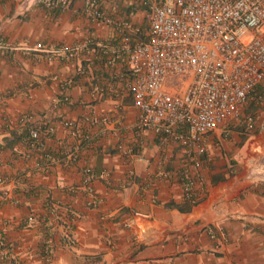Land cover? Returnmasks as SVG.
Returning a JSON list of instances; mask_svg holds the SVG:
<instances>
[{"label": "crops", "instance_id": "obj_1", "mask_svg": "<svg viewBox=\"0 0 264 264\" xmlns=\"http://www.w3.org/2000/svg\"><path fill=\"white\" fill-rule=\"evenodd\" d=\"M99 1L144 24L137 0ZM85 2L0 0V264H264V79L246 107L261 127L205 137L189 203L183 152L139 130L127 69L103 51L117 25Z\"/></svg>", "mask_w": 264, "mask_h": 264}, {"label": "built area", "instance_id": "obj_2", "mask_svg": "<svg viewBox=\"0 0 264 264\" xmlns=\"http://www.w3.org/2000/svg\"><path fill=\"white\" fill-rule=\"evenodd\" d=\"M137 1L143 25L124 14L111 17L99 0H86L83 11L96 22L117 25L119 36L103 50L106 62L119 59L127 69L123 94L139 130L151 132L161 150L175 144L183 152L178 174L187 196L201 181L208 134L229 120H241L245 132L261 127L246 107L264 79V0ZM38 129L29 135L37 139ZM91 179L84 167L81 184L88 193ZM43 256L49 259V247Z\"/></svg>", "mask_w": 264, "mask_h": 264}, {"label": "trees", "instance_id": "obj_3", "mask_svg": "<svg viewBox=\"0 0 264 264\" xmlns=\"http://www.w3.org/2000/svg\"><path fill=\"white\" fill-rule=\"evenodd\" d=\"M193 195L194 194H189V195H185L184 194V200H186L187 202H189V203H194V202H196L197 201V199L195 198V197H193ZM172 204H174V205H176V206H178L176 203H172Z\"/></svg>", "mask_w": 264, "mask_h": 264}]
</instances>
